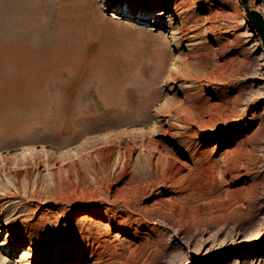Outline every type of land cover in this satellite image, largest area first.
Instances as JSON below:
<instances>
[{
    "label": "rangeland",
    "instance_id": "obj_1",
    "mask_svg": "<svg viewBox=\"0 0 264 264\" xmlns=\"http://www.w3.org/2000/svg\"><path fill=\"white\" fill-rule=\"evenodd\" d=\"M166 1L0 0V264H264V0Z\"/></svg>",
    "mask_w": 264,
    "mask_h": 264
},
{
    "label": "bare ground",
    "instance_id": "obj_2",
    "mask_svg": "<svg viewBox=\"0 0 264 264\" xmlns=\"http://www.w3.org/2000/svg\"><path fill=\"white\" fill-rule=\"evenodd\" d=\"M154 1H157V2H160V0H154ZM170 2V0H167L166 2H165V4H164V7H166L168 4H170L169 3ZM179 8H181V7H179ZM178 7H177V9H178V11H177V18H178V20H179V29H180V32H183V33H187V32H190L189 31V29H187V28H185V26H184V21H183V17H181V15H182V11H181V9H179ZM260 12H261V14H262V17H263V21H264V11H261L260 9H258ZM263 10V9H262ZM243 13V12H242ZM243 15H244V19L246 20V16H245V14L243 13ZM193 36V35H192ZM191 37V35H189L188 34V36H187V38H190ZM166 122H167V124H168V132L170 131V130H172V127L169 125V123H168V120H166ZM136 146V144H133V147H131V146H128L127 147V149H128V152H129V155L133 152V149H134V147ZM141 147H143L144 149H148L149 147L147 146V145H144V143H141V145H140ZM155 148V147H154ZM126 149V148H125ZM126 149V150H127ZM153 151H155V150H153ZM123 152V151H122ZM156 153H157V158H155V155H154V153H151V151H149V149H148V158L150 159V161H152L154 158L156 159V163H155V165H154V169H151V172H157V171H159L158 170V168L160 167V162L161 161H163V160H166V156H164L162 153H161V151H156ZM29 154V156L31 155L30 154V152L28 153ZM151 168H152V166H151ZM162 168H165L164 166L162 167ZM161 168V169H162ZM167 168V167H166ZM180 168H182L181 166H180V163H179V161H177L176 162V173L175 174H169L170 172L167 170L166 171V169L164 170V169H160L161 171H163L162 173L164 174L163 176L164 177H162L163 179H160V180H158L157 181V183H156V185H157V190H159V189H161V188H166V189H170V188H173V189H170L171 191H173V192H176L177 191V188H176V186H175V183L176 182H178L177 181V179H175L177 176L179 177V175L181 174V169ZM154 176H155V174H154ZM156 176H157V174H156ZM181 176V179L182 178H184V177H186V174H182V175H180ZM152 177V176H151ZM177 177V178H178ZM159 178V177H158ZM180 179V178H179ZM135 190V189H134ZM174 198L172 197H167L166 199H163V200H159L158 202H157V207H156V209H167V207H170L171 206V204L174 202V200H173ZM174 204V203H173ZM175 207V206H174ZM171 208V207H170ZM176 208V207H175ZM170 210V209H169ZM174 211V210H173ZM172 216V215H171ZM179 218V217H178ZM171 221H172V223H174V224H182V220L181 219H177L175 216H174V214H173V216L172 217H170L169 218ZM194 221V220H193ZM197 221V223L196 222H194L193 223V225H198L199 223V221H198V219L196 220ZM192 223V222H191ZM106 229L107 230H109L110 229V226H106ZM7 235H8V237H10V236H12L13 235V231H11V230H7ZM117 237H119L118 235H117ZM121 238V237H120ZM122 241L123 242H125V243H128V245L129 246H133L134 245V243L133 242H131V241H129L128 239H126V238H122Z\"/></svg>",
    "mask_w": 264,
    "mask_h": 264
},
{
    "label": "water",
    "instance_id": "obj_3",
    "mask_svg": "<svg viewBox=\"0 0 264 264\" xmlns=\"http://www.w3.org/2000/svg\"><path fill=\"white\" fill-rule=\"evenodd\" d=\"M240 1L245 6L247 0H240ZM245 11H246V14L248 16L249 21L251 22V24L253 25V27L257 31V33H258V35L262 41V44L264 46V21L262 19V16L259 13L255 12L253 10H250L249 8H246Z\"/></svg>",
    "mask_w": 264,
    "mask_h": 264
}]
</instances>
